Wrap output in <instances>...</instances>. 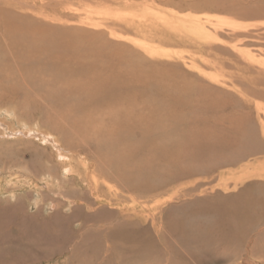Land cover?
Listing matches in <instances>:
<instances>
[{
  "label": "rangeland",
  "instance_id": "obj_1",
  "mask_svg": "<svg viewBox=\"0 0 264 264\" xmlns=\"http://www.w3.org/2000/svg\"><path fill=\"white\" fill-rule=\"evenodd\" d=\"M22 1L37 51L62 42L99 76H23L0 38V264H264V0ZM121 3L201 18L212 40L103 14Z\"/></svg>",
  "mask_w": 264,
  "mask_h": 264
},
{
  "label": "bare ground",
  "instance_id": "obj_2",
  "mask_svg": "<svg viewBox=\"0 0 264 264\" xmlns=\"http://www.w3.org/2000/svg\"><path fill=\"white\" fill-rule=\"evenodd\" d=\"M120 5H121V8L119 9L116 8L117 10H115L114 13L109 12L110 10L109 11L106 10L103 12V14L104 13L108 15L114 14L113 17L119 18L118 20L124 23L125 22L132 23L134 20H136L137 17H140V16L150 17V18H146V21L159 23L160 27H163V28L168 27L172 30H175V29L179 31L181 30V32L182 31L185 32L186 35L192 37V39L198 42H207V41L211 42L210 40H212V36L206 31L207 25L203 22L201 18H197L196 16H192V15L183 16L173 10L163 9L153 3L139 4V5H136L134 3L132 4L121 3ZM124 6L126 8H124ZM18 7L21 10L29 13V3L23 2L22 0H18ZM116 7H118V5ZM13 8H14L13 0H0V38L3 39V43H4L3 50L10 51V53L12 54L11 59H13L16 65L18 66L19 68L18 71L22 73L21 75L29 76L30 74H33L37 69H41L42 73H47L48 76L52 77L53 79H56L58 77L63 78L64 76L78 78V77L88 76L89 74L93 75L94 71L96 72L98 71L97 65L94 62L88 66L80 65L78 64L77 61L74 64L73 60H77L78 56L68 55L65 49L64 51L61 52V45H59V43L63 44L62 42H58L57 44V48L60 49V51L58 50V53L56 51L54 52V54L52 53L51 55H49V53L46 54V52H43L40 49H39L40 51H37L36 49H38V47H36V42L42 43V41L39 39V29L35 25H33V23L29 21V15L23 12H20L21 15L16 14ZM125 10L127 12H124ZM132 10L133 12L131 13ZM215 22H216V28L217 27L220 28L222 26H228L232 28L234 31L241 28L240 25L230 23L226 19L222 20L220 18H217ZM163 31L164 30L159 31L160 33L159 36L163 35ZM42 37L47 39L44 36ZM140 45L144 48L146 52H150L152 54L162 55V56L168 55L166 52L164 51L162 52L158 48H151L142 43ZM6 51H3V52H6ZM49 56L57 57L59 59H64V58L65 59L60 60L61 65L58 63V65L53 66L52 60L53 62H56L58 60L57 59L47 60ZM3 58L6 61L8 60L6 57V54L2 56L0 54L1 61H3ZM11 65L12 64L10 62H6V63L0 62V68L1 70H4L5 73L10 72L11 69L14 68V67L11 68ZM4 66H6L5 69H2V67ZM80 66H83V67L82 69H80L81 71H78L77 67H80ZM119 73L114 78V73L111 72L110 75L114 78L113 82H111L113 78L109 75H103L102 80H99L96 83L90 80H83L86 82V84L94 83V87L90 90L94 92L92 97L95 99L97 104L100 105V104L105 103L106 101H109L110 99L119 97V92L116 91L118 88L117 79L120 78ZM94 76H99V73H95ZM77 89L81 90L82 88H77ZM1 111L4 112L6 110H1ZM6 112L10 114V111L8 110ZM40 135H42V133H40ZM56 142L58 143L57 144L58 146L53 144L54 147L58 148L60 157L66 159L67 157L64 156L63 153L61 152L62 151L61 144L59 143L58 140L55 141V143ZM248 167L249 166H246L240 172H238L236 175V179H237V176L238 178L244 179V178L252 177L256 174V173H250L249 171H247ZM90 169L91 168L89 167L87 168L85 179L87 180V182L90 181V183H88L89 190L93 191L97 189V187L94 188V186H97V179L99 177L98 175L99 173L95 165H93V170H90ZM187 169L189 170V168ZM240 173H243V174L240 176ZM230 174L233 175V173H230ZM257 174H259V176L262 175L261 170L260 172H257ZM222 175L223 174L220 172V181L222 182V186L224 187V189H227L226 187L227 184L225 183L226 180H224Z\"/></svg>",
  "mask_w": 264,
  "mask_h": 264
}]
</instances>
